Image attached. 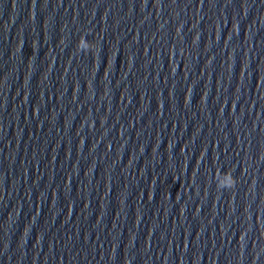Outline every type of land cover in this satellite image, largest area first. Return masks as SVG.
Returning a JSON list of instances; mask_svg holds the SVG:
<instances>
[{
	"label": "water",
	"instance_id": "water-1",
	"mask_svg": "<svg viewBox=\"0 0 264 264\" xmlns=\"http://www.w3.org/2000/svg\"><path fill=\"white\" fill-rule=\"evenodd\" d=\"M0 264H264V0H0Z\"/></svg>",
	"mask_w": 264,
	"mask_h": 264
}]
</instances>
